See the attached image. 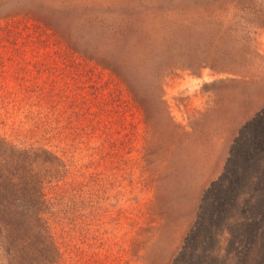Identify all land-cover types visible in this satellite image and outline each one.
I'll use <instances>...</instances> for the list:
<instances>
[{"label":"rangeland","instance_id":"374dc122","mask_svg":"<svg viewBox=\"0 0 264 264\" xmlns=\"http://www.w3.org/2000/svg\"><path fill=\"white\" fill-rule=\"evenodd\" d=\"M101 1L42 2L61 9L70 42L81 34L92 53L113 39L98 21L112 19ZM149 1L161 10L139 22L132 50L145 67L131 96L105 68L41 23L8 14L13 3L0 0V134L21 130L28 101L85 99L84 118L59 117L60 134L39 142L68 167L64 194L49 197L55 264H173L232 137L264 107V0ZM63 87L74 90L59 93ZM23 135L13 139L33 138Z\"/></svg>","mask_w":264,"mask_h":264},{"label":"trees","instance_id":"16d2710c","mask_svg":"<svg viewBox=\"0 0 264 264\" xmlns=\"http://www.w3.org/2000/svg\"><path fill=\"white\" fill-rule=\"evenodd\" d=\"M42 1L11 0L14 10L8 14L41 23L73 51L105 68L133 96L132 84L145 67L132 50L142 29L139 22L153 17L161 5L149 0L101 1L104 4L97 6L112 19L98 21L106 24L113 39L88 53L85 37L77 41L81 34L72 42L68 39L70 22L61 9ZM146 69L152 79L158 77L148 65ZM72 90L63 87L59 93ZM69 98L28 101L31 111L22 112L18 121L24 131L13 130V138L24 134L33 137L31 141L0 134V264H55L60 257L49 229V197L64 194L67 161L39 142L60 134L54 126L59 117L84 118L85 99ZM173 264H264V107L232 137L219 174L201 191Z\"/></svg>","mask_w":264,"mask_h":264}]
</instances>
